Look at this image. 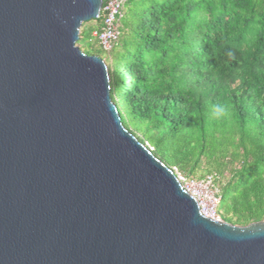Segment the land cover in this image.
Listing matches in <instances>:
<instances>
[{
	"label": "water",
	"instance_id": "1",
	"mask_svg": "<svg viewBox=\"0 0 264 264\" xmlns=\"http://www.w3.org/2000/svg\"><path fill=\"white\" fill-rule=\"evenodd\" d=\"M104 0H0V264H264V221L201 214L77 43Z\"/></svg>",
	"mask_w": 264,
	"mask_h": 264
},
{
	"label": "trees",
	"instance_id": "2",
	"mask_svg": "<svg viewBox=\"0 0 264 264\" xmlns=\"http://www.w3.org/2000/svg\"><path fill=\"white\" fill-rule=\"evenodd\" d=\"M100 20L78 44L104 59L123 126L170 169L216 175L223 221H264V0H126L104 57Z\"/></svg>",
	"mask_w": 264,
	"mask_h": 264
},
{
	"label": "built area",
	"instance_id": "3",
	"mask_svg": "<svg viewBox=\"0 0 264 264\" xmlns=\"http://www.w3.org/2000/svg\"><path fill=\"white\" fill-rule=\"evenodd\" d=\"M126 0H104L100 28H94L92 35L103 52H110L119 39V18L122 15ZM149 150H153L148 147ZM182 188L198 203L201 214L213 220L223 221L219 205L221 201L218 177L208 174L203 178L185 176L173 169Z\"/></svg>",
	"mask_w": 264,
	"mask_h": 264
},
{
	"label": "rangeland",
	"instance_id": "4",
	"mask_svg": "<svg viewBox=\"0 0 264 264\" xmlns=\"http://www.w3.org/2000/svg\"><path fill=\"white\" fill-rule=\"evenodd\" d=\"M90 23L91 22H88V23H85V24H89L90 25ZM94 23H92V25H93ZM94 45H95V43H94ZM93 44H89V47H93L94 46ZM77 46L80 48V50L83 52V50H84V47H82V45H80V44H78L77 43ZM95 47L96 48H98V49H101V48H99V46H98V44L97 45H95ZM104 53L105 52H102V57H104ZM103 59V58H102ZM104 60V59H103ZM201 175H207V172L205 171V170H203V169H201V170H199L197 173H196V176H201ZM222 217H223V215H222Z\"/></svg>",
	"mask_w": 264,
	"mask_h": 264
}]
</instances>
